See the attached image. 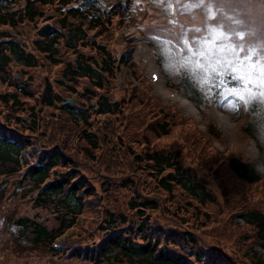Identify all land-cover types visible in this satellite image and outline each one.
Returning <instances> with one entry per match:
<instances>
[{"label": "trees", "instance_id": "16d2710c", "mask_svg": "<svg viewBox=\"0 0 264 264\" xmlns=\"http://www.w3.org/2000/svg\"><path fill=\"white\" fill-rule=\"evenodd\" d=\"M49 4L53 21L44 20ZM123 8L0 0V207L15 200L0 216L8 243L0 264H262L264 208L250 203L264 198L232 190L224 167L249 182L260 172L239 153L224 163L197 128L178 126L175 108L125 79L135 85L130 97L117 82L128 57L97 37L121 21ZM25 19L36 28L30 40L7 29ZM44 58L61 64V74L43 75L40 87L32 68ZM114 84L122 95H112ZM125 97L135 107L127 115ZM165 135L172 140L163 144ZM193 162L211 174L222 204L241 209L255 240L232 216L208 225L220 200Z\"/></svg>", "mask_w": 264, "mask_h": 264}, {"label": "rangeland", "instance_id": "374dc122", "mask_svg": "<svg viewBox=\"0 0 264 264\" xmlns=\"http://www.w3.org/2000/svg\"><path fill=\"white\" fill-rule=\"evenodd\" d=\"M46 7L56 14V11L50 4ZM220 9V12L216 13L212 9L206 10L203 7H192L188 4V0H183L182 3H177V0H170L169 3L166 0L164 4H161L159 0H133L130 13L134 21L131 20L132 22H129L126 19V25L123 24V20L118 21L120 22L119 24L118 22H114V26H109V29L105 31L103 36L100 34L101 37L99 38L98 36L97 38L106 41L116 53L121 52L123 48L120 38L124 40L130 39L133 43L131 50L135 52L136 57L142 60L145 70L147 69L148 72L150 70V61H146V58L149 57L153 62V68H159L162 72L159 75V81H165L163 76L166 72L167 83H170L168 90H172L171 85L178 84L181 86L175 85L176 89L174 90L179 92L177 93L179 96L184 97V94H182V86L184 85L197 93L198 99L205 107L204 114L201 113L195 102H192L193 105H189L180 97H172L175 100V104L180 107L181 110L179 111H182L177 115V119L181 121L178 126L185 130L194 128L202 130L204 137L209 136L215 144L217 143L220 146L216 144L223 152L241 151L244 155L247 154L252 159L256 168L261 172V177L256 181L249 182L244 180L228 167L224 168H226V173L230 177V180L237 184L231 186L232 190L241 189L242 191L250 192L253 195L252 198L258 200L264 198V100L252 99L248 102L249 92L243 86H237L234 79H230V77L239 75V73H234L232 71L233 65L226 62L223 54L215 51L211 40L208 41L207 47H201L200 49L205 52L204 56H192L190 52L185 50L186 46L183 43V38L187 37L190 41L194 36L202 32L205 36H208L209 33L204 30L219 21L226 26V29L230 28L234 32L244 34L241 37L233 35L230 32L228 37L224 39L225 44L240 43L242 45H250L256 41L257 37L264 35V2L262 0H227L226 3L220 5ZM49 16H53V14ZM213 16L216 19H212ZM41 21L42 19H39L37 23L40 24ZM135 22L142 28L141 30L139 27L141 34L131 29V23L137 26ZM35 29L31 22H22L17 27H12L13 31L22 34L25 39L31 37ZM253 33H255V36ZM213 39H215V36H213ZM82 47L83 49H89V45L80 46V48ZM63 49H66V47H63ZM210 49L211 51H209ZM186 58L191 63L185 64ZM217 60L220 62L217 63ZM197 61L204 67L195 68ZM132 67L128 61L122 65V69L119 71L116 80L123 83V85L126 84L125 79L133 81L136 83L138 89L147 91L144 94L151 95ZM235 67L239 68V65H235ZM32 70L35 73V83L41 87L40 82L43 75L55 77L61 74V64L52 63L44 58L42 64L35 65ZM140 74L148 82L152 92L153 86L147 73L142 70ZM156 85L155 89L161 94ZM134 86L131 82L126 84V92L130 97H132L130 93ZM113 87L112 89L117 91H111L112 95H122L123 90L121 86L118 89ZM247 87L251 89L252 94H257L261 90V86L256 83L249 84ZM66 91L68 92V90H64V92ZM241 95L244 97L243 100L240 99ZM167 97L168 95L165 96V98ZM124 103L126 105L123 110L125 114H129L135 109V107L131 109L132 103L128 98L125 99ZM54 109L56 111L59 110L58 108ZM144 115L142 120L144 119ZM147 116L151 118L155 117L156 114H149ZM142 120L138 121L140 123L138 129H142ZM210 121H215L218 131L224 132L225 136L222 141L218 135H212L206 129V125ZM197 135L200 137L198 133ZM171 140L172 138L168 135L161 137L163 144ZM218 156H220L219 153ZM189 158V156H183V160L185 161L189 160ZM224 163H226V159H224ZM193 164L200 175L202 174L207 177L208 182L218 194L217 198L220 200L219 204L211 205L212 208H216L215 213L217 217L211 218L208 225L213 227L216 223L221 222L222 224L224 219L232 216L233 221L238 222L249 234H252L251 236L255 240L256 234L253 226L243 220L240 214L241 209H229L225 204H222L223 197L219 195L211 174L207 175L197 162H193ZM14 202L15 200L5 202V206L0 207V216L6 212L8 213L14 206ZM253 203L264 208V201L252 202L250 204ZM218 208H220V212ZM243 228L240 229L243 230ZM0 230L3 233L6 230L5 225L0 224ZM226 237L228 239L234 238L231 233L226 234L224 238L226 239ZM5 238L6 236L3 238L4 240L0 239V252H2V248L8 246ZM255 246L260 248L257 242H255ZM38 255L39 253L34 254L36 257ZM262 264H264V259Z\"/></svg>", "mask_w": 264, "mask_h": 264}, {"label": "snow or ice", "instance_id": "6c2138e0", "mask_svg": "<svg viewBox=\"0 0 264 264\" xmlns=\"http://www.w3.org/2000/svg\"><path fill=\"white\" fill-rule=\"evenodd\" d=\"M161 4H164L166 0H159ZM170 3V0H168ZM183 0H177V3H182ZM227 0H188V4L192 7H203L206 10L212 9L213 12H220V5L226 3ZM264 2V0H262ZM212 19H216L215 16ZM204 31L209 35L205 36L203 32L197 36H194L190 41L187 37L183 38V43L186 46V51L190 52L192 56H204L205 52L201 51V47H207L208 41H212L215 51L223 54L227 63L233 65L232 71L238 72L239 75L230 77L236 81L237 86H243L249 92V101L252 99L264 100V35L256 38V41L250 45H242L240 43H224V39L228 37L229 33L233 35L243 36V33L234 32L232 29L219 21ZM255 36V33H253ZM215 36V39H213ZM211 51V49L209 50ZM220 61L217 60V63ZM191 63L186 58L185 64ZM235 65H239L236 68ZM204 66L198 61L195 64V68H203ZM256 83L261 86V90L257 94H252L251 89L247 86L249 84ZM243 100V95L240 96Z\"/></svg>", "mask_w": 264, "mask_h": 264}, {"label": "water", "instance_id": "95a60500", "mask_svg": "<svg viewBox=\"0 0 264 264\" xmlns=\"http://www.w3.org/2000/svg\"><path fill=\"white\" fill-rule=\"evenodd\" d=\"M101 1L105 2V0H101Z\"/></svg>", "mask_w": 264, "mask_h": 264}]
</instances>
